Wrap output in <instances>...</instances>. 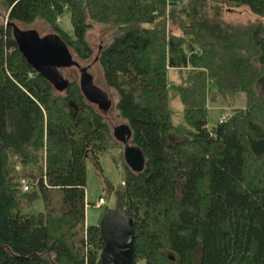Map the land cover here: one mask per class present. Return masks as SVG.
I'll return each mask as SVG.
<instances>
[{"label":"trees","instance_id":"1","mask_svg":"<svg viewBox=\"0 0 264 264\" xmlns=\"http://www.w3.org/2000/svg\"><path fill=\"white\" fill-rule=\"evenodd\" d=\"M0 3V264H102L100 224H86L87 161L122 144L80 80L58 90L28 63L13 26L39 19L82 60L95 54L93 25L109 30L96 58L145 156L141 171L125 162L116 191L134 220L133 264H264V184L249 183L264 157V0ZM243 6L255 20L223 18ZM66 12L73 33L59 23ZM171 69L187 70L182 83ZM243 92L247 107L208 129V101ZM40 195L45 212L30 209Z\"/></svg>","mask_w":264,"mask_h":264},{"label":"rangeland","instance_id":"2","mask_svg":"<svg viewBox=\"0 0 264 264\" xmlns=\"http://www.w3.org/2000/svg\"><path fill=\"white\" fill-rule=\"evenodd\" d=\"M8 14L5 7L0 3V22L6 23V15ZM223 18L232 23H247L255 20L254 15L247 7H238L233 10H224ZM59 23L69 33H73L74 28L71 22L70 13L66 12L59 18ZM22 30H36L41 37L53 33V30L43 21L37 20L32 24H18ZM168 28L173 33H179L178 29L168 23ZM88 41L95 50V54L89 60H82L75 54L74 59L82 66L86 67L87 71L93 76L94 82L97 86L103 88L111 95V105L109 112L105 114V119L108 122L111 130L113 131L117 126L124 124L125 121L118 116L116 109V101L118 99L114 90L107 87L103 75L101 64L97 60V54L100 48L104 47L110 41L108 28L100 23L94 24L93 28L88 32ZM184 71L187 70H170L169 82L170 84H179L183 82L185 77ZM62 72L71 80H80V69L76 66L62 67ZM259 93L264 96V79L257 87ZM171 99V105L175 111L174 123L180 124L183 121V105L176 95ZM229 98H220L216 101H208V129H213L222 120L228 119L230 114L234 113L237 109H245L247 107L246 94L240 93L236 96L227 95ZM116 142V139H115ZM125 146L124 144L115 143L114 149H111L99 155V162L89 159L87 161V184H86V223L87 225H99L104 213L111 208L116 207V191L120 188L121 184L126 178L125 171ZM261 168V173L257 175V170ZM252 179L250 184H264V157L259 159L257 165L252 170ZM256 176H260L256 178ZM256 179V180H253ZM100 198H104L105 203L103 206L98 207L97 203ZM31 210L35 212H45L46 206L43 197L40 195L32 204Z\"/></svg>","mask_w":264,"mask_h":264},{"label":"water","instance_id":"3","mask_svg":"<svg viewBox=\"0 0 264 264\" xmlns=\"http://www.w3.org/2000/svg\"><path fill=\"white\" fill-rule=\"evenodd\" d=\"M14 36L28 63L44 75L58 90L68 86L69 79L62 67L77 66L81 71L80 85L85 97L99 106L105 113L111 108V96L97 86L93 76L73 57L68 46L56 33L41 37L38 31L22 30L14 24ZM114 136L125 145V161L134 171H141L145 165L142 150L130 143L132 130L128 124L114 129ZM134 220L119 207L108 210L100 223L105 243L101 253L102 264H133L134 262Z\"/></svg>","mask_w":264,"mask_h":264},{"label":"built area","instance_id":"4","mask_svg":"<svg viewBox=\"0 0 264 264\" xmlns=\"http://www.w3.org/2000/svg\"><path fill=\"white\" fill-rule=\"evenodd\" d=\"M24 190L27 191L31 188V185L27 182H24ZM104 203V200L103 199H100L99 202H98V206L102 205Z\"/></svg>","mask_w":264,"mask_h":264},{"label":"crops","instance_id":"5","mask_svg":"<svg viewBox=\"0 0 264 264\" xmlns=\"http://www.w3.org/2000/svg\"><path fill=\"white\" fill-rule=\"evenodd\" d=\"M172 70V69H171ZM174 70V69H173Z\"/></svg>","mask_w":264,"mask_h":264}]
</instances>
